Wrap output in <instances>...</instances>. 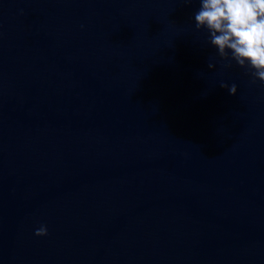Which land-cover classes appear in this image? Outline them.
Wrapping results in <instances>:
<instances>
[{"label": "water", "instance_id": "1", "mask_svg": "<svg viewBox=\"0 0 264 264\" xmlns=\"http://www.w3.org/2000/svg\"><path fill=\"white\" fill-rule=\"evenodd\" d=\"M199 4L0 0V264H264V81Z\"/></svg>", "mask_w": 264, "mask_h": 264}, {"label": "clouds", "instance_id": "2", "mask_svg": "<svg viewBox=\"0 0 264 264\" xmlns=\"http://www.w3.org/2000/svg\"><path fill=\"white\" fill-rule=\"evenodd\" d=\"M194 20L197 27L209 30L211 43L222 56L230 54L236 64L251 73L254 82L264 81V0H200ZM209 67L215 65L209 63ZM221 87L233 95L238 91L235 83L222 82ZM48 232L44 223L35 229L38 236Z\"/></svg>", "mask_w": 264, "mask_h": 264}]
</instances>
